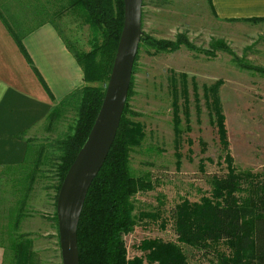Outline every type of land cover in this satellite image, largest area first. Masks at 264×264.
<instances>
[{"label":"rangeland","instance_id":"rangeland-1","mask_svg":"<svg viewBox=\"0 0 264 264\" xmlns=\"http://www.w3.org/2000/svg\"><path fill=\"white\" fill-rule=\"evenodd\" d=\"M141 1L140 36L123 116L138 122L143 132L128 153V172L147 177L152 187L130 197L134 224L122 236L128 258L142 254L136 248L142 239L176 243L174 205L209 196L212 176L226 173L225 152L235 170L264 173V28L231 33L235 25L216 24L207 0ZM0 12L18 32L52 21L72 52L90 48L91 30L70 0H0ZM178 36L191 48L179 44L166 51L148 40L174 42ZM74 120L73 105L62 104L42 130L29 136L22 157L0 176L2 264H14L7 241L11 238L28 243L29 264H61L54 218L56 164L58 142L71 133ZM176 140L179 158L174 156ZM36 158L38 166L28 183L23 175ZM179 246L187 264H214L211 251Z\"/></svg>","mask_w":264,"mask_h":264},{"label":"trees","instance_id":"trees-1","mask_svg":"<svg viewBox=\"0 0 264 264\" xmlns=\"http://www.w3.org/2000/svg\"><path fill=\"white\" fill-rule=\"evenodd\" d=\"M207 1L211 7V0ZM70 5L82 12L91 36L87 51L72 52L81 68L83 85L63 97L47 116L49 122L58 114L62 104L73 105L75 120L71 133L58 142L56 193L67 167L83 144L95 118L123 19L122 0H70ZM260 19L262 18L248 20ZM6 27L12 32L14 42L26 61L31 64L19 36L7 23ZM148 40L153 47L166 51L174 50L179 44L191 48L181 36L174 42ZM32 69L48 93L40 75L33 67ZM129 87L130 80L127 92ZM125 109L124 102L111 145L88 186L82 204L76 227L78 264H143V260L147 264H187L179 243L199 251H211L214 264H264V173L235 170L231 165L232 159L226 152V173L212 176L209 196H201L198 201L192 202L182 199L174 205L171 214L176 243L160 238L142 239L136 245L142 254L130 258L126 256L122 236L134 224L130 197L137 191H146L152 186L147 177L132 176L128 172V153L132 146L138 144L143 132L138 122L124 118ZM172 109L175 112V100ZM172 121L177 136L179 130L176 128V114ZM221 123L219 115L216 124L223 151L226 141ZM173 148L174 156L179 158L177 140ZM178 164L176 160V165ZM37 166L38 158L26 167L23 178L28 176V183ZM9 168L10 166L6 167ZM3 173L5 172H0V176ZM13 222V225L17 224V218ZM13 240L11 238L7 241L11 242L10 251L14 264H29L28 243ZM219 244H223L224 248L219 247ZM0 247L4 250L2 245Z\"/></svg>","mask_w":264,"mask_h":264},{"label":"crops","instance_id":"crops-1","mask_svg":"<svg viewBox=\"0 0 264 264\" xmlns=\"http://www.w3.org/2000/svg\"><path fill=\"white\" fill-rule=\"evenodd\" d=\"M211 10L216 24L235 25L231 33L264 28V0H211ZM249 18L263 20H246ZM4 20L7 23L0 12V172L22 157L27 139L44 128L54 104L83 85L81 68L52 21L42 20L21 32L10 28L19 36L30 64Z\"/></svg>","mask_w":264,"mask_h":264},{"label":"water","instance_id":"water-1","mask_svg":"<svg viewBox=\"0 0 264 264\" xmlns=\"http://www.w3.org/2000/svg\"><path fill=\"white\" fill-rule=\"evenodd\" d=\"M123 19L103 96L87 136L60 182L55 216L61 264H78L76 227L88 186L115 135L140 36L141 0H122Z\"/></svg>","mask_w":264,"mask_h":264}]
</instances>
